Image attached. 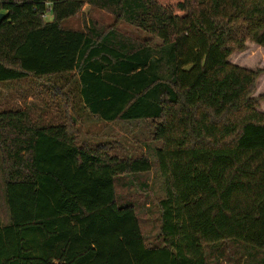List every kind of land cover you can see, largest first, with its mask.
Masks as SVG:
<instances>
[{
	"label": "trees",
	"instance_id": "trees-1",
	"mask_svg": "<svg viewBox=\"0 0 264 264\" xmlns=\"http://www.w3.org/2000/svg\"><path fill=\"white\" fill-rule=\"evenodd\" d=\"M85 3L114 23L64 27ZM0 13V83L33 79L62 112L0 108V264H240L238 252L264 264L261 70L228 60L247 41L264 48V0H0ZM75 104L106 123H148L150 152L79 139ZM152 169L163 196L147 243L116 184Z\"/></svg>",
	"mask_w": 264,
	"mask_h": 264
},
{
	"label": "rangeland",
	"instance_id": "rangeland-1",
	"mask_svg": "<svg viewBox=\"0 0 264 264\" xmlns=\"http://www.w3.org/2000/svg\"><path fill=\"white\" fill-rule=\"evenodd\" d=\"M51 13L45 16L46 21H51ZM90 21H96L102 25L114 23V16L105 10L84 4L82 10L73 17L63 20L64 27H72L84 30ZM118 30L138 40L149 39L152 43L159 42L154 35L142 31L126 22L116 24ZM229 62L251 70L260 69L255 82L253 96L264 95V48L247 41L240 51L233 52ZM64 83V79H59ZM41 83V82H40ZM51 85V84H49ZM50 87L44 88L33 79L24 81L0 83V108L6 107H29L34 115H40L43 120H60L61 105L58 98H54L49 91ZM71 101V99H70ZM78 130L80 138L94 142L108 141L113 145V151L119 155L138 157L150 152L152 142L148 136V123H135L129 121H117L106 123L91 117L87 111L77 110ZM77 110V111H76ZM258 110L264 112V99L260 101ZM154 157L151 156L153 162ZM1 183V175H0ZM1 185V184H0ZM116 193L119 202L131 201L138 206L141 215V229L147 243H152L159 229L157 201L163 196L162 181L152 169L146 174L125 176L117 179ZM8 221V214L4 206L3 196L0 192V224ZM235 259H240V264H246L249 254L240 258V252L236 253ZM222 264H228L224 261Z\"/></svg>",
	"mask_w": 264,
	"mask_h": 264
},
{
	"label": "water",
	"instance_id": "water-1",
	"mask_svg": "<svg viewBox=\"0 0 264 264\" xmlns=\"http://www.w3.org/2000/svg\"><path fill=\"white\" fill-rule=\"evenodd\" d=\"M2 15H4V14H3V13H0V17H1ZM186 69H189V67H186Z\"/></svg>",
	"mask_w": 264,
	"mask_h": 264
}]
</instances>
